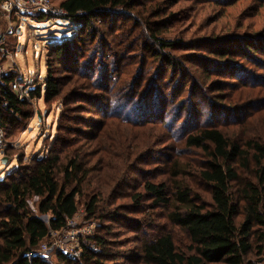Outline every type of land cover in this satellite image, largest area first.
<instances>
[{
    "label": "trees",
    "instance_id": "obj_1",
    "mask_svg": "<svg viewBox=\"0 0 264 264\" xmlns=\"http://www.w3.org/2000/svg\"><path fill=\"white\" fill-rule=\"evenodd\" d=\"M180 1L62 0L59 7L63 13L55 15L38 12L33 15V19L41 23L56 19L59 24L66 22L78 27L77 31L72 33L73 37L52 43L49 47V55L55 59L56 64L67 66L79 44L93 45L94 42L104 40L98 22L105 25L113 13L118 15L123 12L122 14H127L132 21V27L138 29L139 33H145L140 38L141 41H147L143 51L147 57L160 63V70L164 71L163 75L160 73L163 87L175 91L173 100L179 99L181 102L187 87H190L191 95L197 96L200 81L189 76L186 62L197 63L196 66L203 69L205 77L211 78L208 87H212L216 92L217 100L210 108H217L218 114L223 117L230 115L227 111L233 113L237 109L261 105L258 100L248 101L243 106L240 103L223 106L220 102L233 98L232 95L224 94L226 90L239 91L237 101L242 99L243 95L260 93L256 92L260 90H257L258 84L253 81L261 74L252 70L248 64L257 69H264V32L255 25L252 28L246 26L247 29L253 30L246 34L224 29L220 33L211 32L209 35L188 38L181 31L193 23L197 13L189 17L191 19H176L173 7ZM211 1L221 12H228L239 3V0ZM256 1L261 7L264 6V0ZM260 6L258 14H262L261 10L264 9ZM181 23L184 26H180ZM243 25L241 23L240 28ZM193 41L219 44L217 47L208 46L205 50L208 55L195 52L178 54V51L191 49L192 46L189 45ZM238 61L242 62L233 64ZM210 63L227 68L211 72ZM213 76H218L219 79L212 78ZM16 77L15 74L6 75L0 90V128L5 134L10 125L18 126L20 119L31 118V113L26 110L29 100H20L12 89L11 84ZM62 85L61 79L55 77L52 68L48 67L45 78L37 80L29 90V96L40 98L44 92L45 102L50 103L62 97ZM151 89L153 94L149 91ZM149 90L146 98L142 99L143 108L149 109L147 111L151 112L153 119H140L139 125L157 122L155 119L160 115L164 118L168 110L165 102L166 92L160 90L156 83H152ZM84 98L82 101H85ZM76 107L86 109L88 106L76 104ZM185 109L186 102L182 101L180 113ZM220 118L218 116L215 121H209L207 117L204 123L194 121V126L184 132L180 139L182 142L184 140L186 147L201 150L205 154L207 160L202 162L192 175L197 174L209 187L212 202L210 208L194 196L184 179L189 170L182 160H177L171 166V189L166 182L147 181L143 184L144 191L130 194L131 204L122 206L130 213H139L142 202L150 200L153 208L164 209L167 222L188 234V252L179 250L172 233L164 231L144 239L138 234L139 251L118 253L112 248L116 245L102 234L101 231L104 230H99V234L87 241L93 243L97 250L83 244L84 251L79 258L59 251L56 258L60 264H76L80 260L82 264H124L118 262L119 259L138 261L141 264H253L250 256L257 240L260 241L261 251L264 250V141L230 135L225 129L229 124L221 123ZM162 122L163 125L168 123L165 120ZM244 122L246 117L236 120L234 125ZM92 134L97 138L98 132ZM71 154L70 151L64 154L59 150H50L41 157L36 156L33 160L29 158L32 160L31 165L18 167V171L15 170L7 175L5 180L0 181V264H51L36 251L42 241L50 237L52 232L65 229L68 221L77 214V197L82 192V183L89 175L79 161L80 155L72 157ZM78 154H84V151H79ZM235 163H239L238 166L245 170L253 165L256 176V182L242 183L236 196L232 191V183L239 182ZM73 183H76V186L73 187ZM34 197L39 199L40 214L48 215V220L31 211L29 200ZM99 201L98 196H93L87 203L89 219L99 215L102 219H119L125 224L133 220L128 218L125 212L118 210L120 206L107 214L101 213L98 211ZM139 227L135 229L140 231Z\"/></svg>",
    "mask_w": 264,
    "mask_h": 264
},
{
    "label": "rangeland",
    "instance_id": "obj_2",
    "mask_svg": "<svg viewBox=\"0 0 264 264\" xmlns=\"http://www.w3.org/2000/svg\"><path fill=\"white\" fill-rule=\"evenodd\" d=\"M50 2L52 6L58 7L62 0ZM259 6L256 0H239L237 7L230 8L228 12H221L211 0H181L173 10L175 18L179 20L188 19L197 13L193 23L189 24L186 21L189 25L181 31L186 37L193 38L209 35L211 32L220 33L224 29L246 34L253 31L246 26L252 28L255 25L264 32V21L261 20L264 19V9L261 10L262 14H258ZM122 13L118 15L113 13L105 25L98 22L104 40L94 42L93 45L79 44L67 66L56 64L55 59L49 55V47L52 43L73 37L72 33L78 29L76 25L66 22L59 24L52 19L45 23L34 19L20 20L22 33L18 34L20 28L17 23L14 31L8 36V49L17 52L18 56L11 58V55L0 63L6 75L27 76L30 73L35 80L34 85L37 80L45 78L50 67L54 71V76L63 83L62 97L50 103L45 102L44 92L40 98L28 96L27 100L30 103L26 110L31 113V118H22L18 126L10 125L7 128V134H4L0 145V181L5 180L6 176L15 170L18 171L21 166L31 165L33 158L48 154L50 150H59L64 154L70 151L72 157L80 155L79 161L84 171L89 174L81 185V194L77 197V214L68 221L63 231L51 234L42 241L36 251L51 264H60L56 258L59 251L79 258L84 251L83 244L97 250L93 243L87 241L99 234V230H104L101 231L102 234L116 245L112 248L118 253L139 251L138 234L144 239L164 231L172 233L179 250L188 252L190 244L188 234L167 222L164 209L153 208L150 200L142 202L139 213H130L124 209L122 206L132 202L130 194L142 193L143 184L147 181L166 182L171 189V166L177 160H182L189 170L184 179L194 196L201 199L207 208L211 207L209 187L197 174L192 175L197 167L207 160L205 154L201 150L186 147L184 140L180 141L184 132L194 126V121L204 123L207 117V120L215 121V118L220 116L221 123L229 124L225 129L230 135L264 141V108H261L264 106V69H257L254 65L248 64L252 70L261 74L253 81L258 84L257 90H260L256 92L260 93L254 92L252 95L243 96L241 94L243 98L237 101L239 91L226 90L224 94L232 95L233 98L220 102L223 106L238 103L243 106L248 101L258 100L261 105L237 109L233 113L227 111L230 115L223 117L222 114H218L217 108H210L217 100L216 92L212 87H208L211 78L205 77L203 69L196 66L197 63L185 62L189 76L194 80L198 79L200 83L196 91L197 96L190 94V87L186 88L182 101L186 102L187 109L180 113L182 101L173 100L172 95L175 91L163 87L161 77L164 71L160 70V63L147 57L143 51L147 41H141L140 38L145 33H139L138 29L132 27V21L127 14ZM239 22L244 24L242 28ZM183 23L180 26H184ZM0 25L3 31L6 30L7 20L1 13ZM18 44L22 45L21 49H18ZM218 44L193 41L189 45L192 46L191 49L178 51V54L195 52L208 55L206 48L217 47ZM36 50L39 51L38 55L35 53ZM14 62L17 66L13 65ZM221 68L227 67L210 63L211 72ZM212 78L219 79L218 76ZM152 83H156L160 90L166 92L165 102L168 110L164 118L160 115V119H155L157 122L139 125L140 119H153L151 112L147 111L149 109L143 108L142 100L149 91L153 94V89L149 90ZM82 98L85 101H82ZM148 100L149 98L146 102ZM76 104H87L88 107L76 109ZM245 117L246 122L234 125L236 120ZM162 120L168 122L167 125H163ZM92 132H98L97 138ZM78 150L84 151V154H78ZM238 164L235 163L234 166L239 174V182L232 183L235 196L242 183L256 182L253 165L245 170ZM72 186H76V183ZM93 196H98L100 200L98 211L101 213L107 214L120 206L118 210L125 212L124 214L133 220L125 224L119 219L115 221L102 219L99 215L89 219L87 203ZM38 204L37 197L29 200L33 214L48 220V215L40 214ZM136 222L142 224L138 225ZM138 226L140 231L135 229ZM261 250L260 241L257 240L250 256L253 264H264V250ZM118 262L141 264L138 261L128 262L124 259H119ZM76 264H82L81 260Z\"/></svg>",
    "mask_w": 264,
    "mask_h": 264
},
{
    "label": "built area",
    "instance_id": "obj_3",
    "mask_svg": "<svg viewBox=\"0 0 264 264\" xmlns=\"http://www.w3.org/2000/svg\"><path fill=\"white\" fill-rule=\"evenodd\" d=\"M38 12H49L57 15L63 13V10L59 6H52L50 0H0V13L5 17V20H7L6 30L3 31L0 25V63H2L3 59L8 58L11 55V58L18 56L17 52H12L8 49V36L12 33V31H14L16 24L19 23L18 27L20 28V33L18 34H21L22 31L19 21L24 19H33V14ZM52 20L53 22L56 21V19ZM19 38L20 35H18V39ZM21 47L22 45L18 44V49H21ZM35 53L38 55L39 51L36 50ZM13 65L17 66L15 62ZM5 76L6 74L2 71L0 66V90ZM34 83L35 80L30 73H28L27 76L20 74L13 80L11 86L18 95V98L20 100H24L28 98L29 90L34 86ZM4 134V130L0 128V145L2 144ZM54 233L56 232H52L51 234Z\"/></svg>",
    "mask_w": 264,
    "mask_h": 264
},
{
    "label": "water",
    "instance_id": "obj_4",
    "mask_svg": "<svg viewBox=\"0 0 264 264\" xmlns=\"http://www.w3.org/2000/svg\"><path fill=\"white\" fill-rule=\"evenodd\" d=\"M44 25V24H43Z\"/></svg>",
    "mask_w": 264,
    "mask_h": 264
}]
</instances>
